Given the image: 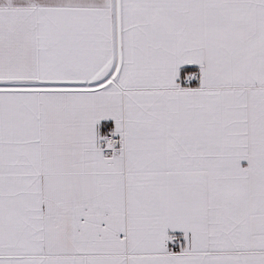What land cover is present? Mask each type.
I'll use <instances>...</instances> for the list:
<instances>
[{
    "label": "snow or ice",
    "instance_id": "obj_1",
    "mask_svg": "<svg viewBox=\"0 0 264 264\" xmlns=\"http://www.w3.org/2000/svg\"><path fill=\"white\" fill-rule=\"evenodd\" d=\"M0 264H264V0H0Z\"/></svg>",
    "mask_w": 264,
    "mask_h": 264
}]
</instances>
